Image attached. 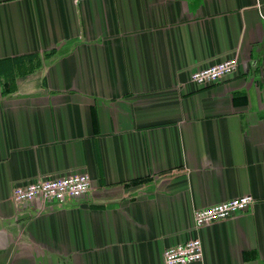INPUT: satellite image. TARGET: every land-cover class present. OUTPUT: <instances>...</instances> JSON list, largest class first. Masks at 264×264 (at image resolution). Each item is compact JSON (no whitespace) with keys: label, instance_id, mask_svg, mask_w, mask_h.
Instances as JSON below:
<instances>
[{"label":"crops","instance_id":"obj_1","mask_svg":"<svg viewBox=\"0 0 264 264\" xmlns=\"http://www.w3.org/2000/svg\"><path fill=\"white\" fill-rule=\"evenodd\" d=\"M83 172L82 200H13ZM193 239V264H264V0H0V264H166Z\"/></svg>","mask_w":264,"mask_h":264},{"label":"built area","instance_id":"obj_2","mask_svg":"<svg viewBox=\"0 0 264 264\" xmlns=\"http://www.w3.org/2000/svg\"><path fill=\"white\" fill-rule=\"evenodd\" d=\"M76 4L87 0H74ZM239 69L237 57L229 58L216 65L196 71L191 75V82L199 87L216 84L234 76ZM92 191L91 176L87 172L73 173L55 178H37L29 183L15 186L12 196L17 206H23L35 201L64 204L71 200H82ZM255 204L251 195L242 196L196 210L194 221L197 228L230 219L248 211ZM204 250L200 239L168 248L164 253L166 264H193L203 262Z\"/></svg>","mask_w":264,"mask_h":264}]
</instances>
